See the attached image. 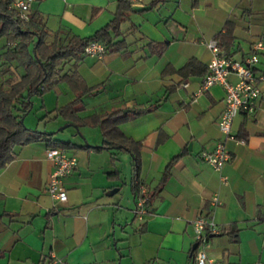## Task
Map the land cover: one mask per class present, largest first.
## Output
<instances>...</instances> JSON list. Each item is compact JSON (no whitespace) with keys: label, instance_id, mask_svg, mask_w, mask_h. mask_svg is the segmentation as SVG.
<instances>
[{"label":"crops","instance_id":"0c3cea01","mask_svg":"<svg viewBox=\"0 0 264 264\" xmlns=\"http://www.w3.org/2000/svg\"><path fill=\"white\" fill-rule=\"evenodd\" d=\"M150 2L131 0L135 10H125L126 50L85 55L77 64L89 85L98 84L94 94L83 96L88 110L79 115L158 102L119 123L126 135L143 143L136 182L148 188L147 212L134 213L128 151L94 150L76 137L63 138L76 145L68 150L77 164L64 177L67 197L59 201L45 190L52 168L48 144L42 138L29 141L0 167V264H195L192 220L209 211L218 228H238L235 239L209 233L210 257L264 264V82L254 111L234 117L236 139L226 141L231 159L217 170L199 153L212 150L222 136L223 87L214 84L196 93L204 74L181 80L175 72L161 73L167 64L177 68L190 56L207 64L212 53L205 40L226 19L235 22L232 57L242 59L263 41L256 50V70L263 71L264 0H161L140 10ZM117 5L118 0H34L31 11L41 13L50 31L62 27L86 36L107 23ZM149 40L167 44L157 54ZM78 129L91 144L103 140L98 127ZM121 158L130 163L129 180H122ZM213 195L220 200L216 205L210 203Z\"/></svg>","mask_w":264,"mask_h":264},{"label":"trees","instance_id":"16d2710c","mask_svg":"<svg viewBox=\"0 0 264 264\" xmlns=\"http://www.w3.org/2000/svg\"><path fill=\"white\" fill-rule=\"evenodd\" d=\"M159 1L161 0H151L147 7L140 10L152 8L158 5ZM12 2L13 0H0V38H5L3 50L0 51V167L16 156L22 144L36 139L46 140L48 146H62L67 149L76 146L71 141L54 138L53 131L29 128L23 122V116L33 107L31 96L34 93L43 95L58 82L65 81L75 95L71 100L54 108L55 116L62 115L77 128L89 125L100 129L102 142L86 143L82 145L84 147L94 150L109 148L128 151L131 157L130 183L136 193L138 189L136 179L140 173V153L143 143L126 135L120 129L119 123L154 109L158 102L141 107L135 106L129 110L117 108L86 115L78 113L84 105L83 96L94 94L98 88V84L89 85L77 69L78 62L86 55L85 46L91 40H98L104 44L106 51L126 50L129 42L126 40V31L122 28V24L128 19L125 10H135L131 0H118L113 17L86 36L71 33L62 27L50 31L38 11L30 10L28 19H23ZM234 28L235 22L226 19L222 29L214 34L221 53L227 56H231L236 50ZM166 44L165 41L147 42L151 52L157 54L164 50ZM69 59H74L73 66L63 70V64ZM206 71L207 64L196 56H190L177 68L167 64L161 73L164 75L175 72L182 80L190 75L205 74ZM175 85L176 83L169 84L167 90H172ZM161 138L159 137L158 140L160 141ZM171 161L166 165L160 184L169 174ZM148 202L149 195L147 204ZM233 225L221 227L219 232L229 233L235 239L238 228ZM192 252L195 254L194 249Z\"/></svg>","mask_w":264,"mask_h":264},{"label":"built area","instance_id":"2783aa9c","mask_svg":"<svg viewBox=\"0 0 264 264\" xmlns=\"http://www.w3.org/2000/svg\"><path fill=\"white\" fill-rule=\"evenodd\" d=\"M34 0H13L12 5L16 7L23 19H28V13ZM207 47L211 50L212 57L207 63V71L196 90V93L207 90L214 84H219L224 89V107L218 118V128L221 138L216 142L212 150H203L200 157L220 170L230 159L231 152L226 145L227 139H236L232 132L234 117L241 111L252 112L261 94V82H264V70L257 71L256 63L257 49L263 48V41L255 42L253 52L242 59H236L221 53L218 41L211 37L205 40ZM106 52L104 44L98 40H91L85 46V54L101 57ZM186 85V83H182ZM239 141H244L242 138ZM46 157L52 162V168L48 174L45 190L55 200L64 201L67 197L63 185L64 177L69 174L77 164L75 154L62 146H48ZM225 178V177H224ZM148 188L138 183L135 193L134 213L139 217L147 212ZM220 202L218 195L210 198V203L216 205ZM193 237L195 245V264H228L221 260L212 258L206 250L208 234L218 232L219 228L212 219L211 212L201 214L192 220Z\"/></svg>","mask_w":264,"mask_h":264},{"label":"rangeland","instance_id":"374dc122","mask_svg":"<svg viewBox=\"0 0 264 264\" xmlns=\"http://www.w3.org/2000/svg\"><path fill=\"white\" fill-rule=\"evenodd\" d=\"M130 11V10H129ZM5 38H0V51L3 50V44ZM74 59H69L63 64V70H67L70 66H73ZM108 87V86H107ZM68 91L69 93H67ZM74 92L70 86L65 81L58 82L55 87L48 89L43 93V95L34 93L31 96V101L33 103L32 109L23 116L24 124L29 128H36L38 130L48 131L49 129L54 130L53 134L63 140V138H68L69 136L76 141L83 144H91L85 138V135L73 124L65 126L68 121L63 118L62 115L55 116L54 108L66 103L74 97ZM88 96V94H86ZM90 96V95H89ZM89 98V97H88ZM87 101V98L84 97ZM88 109L83 105L82 109L79 110L80 113H85ZM43 116V117H41ZM41 117V118H40ZM89 126V125H88ZM79 130V133H77ZM70 134V135H69ZM65 140V139H64ZM74 140V139H73ZM122 153H125L122 150ZM122 161V180H129L130 177V163L126 162L124 158ZM126 178V179H125ZM123 189H126V184Z\"/></svg>","mask_w":264,"mask_h":264},{"label":"water","instance_id":"95a60500","mask_svg":"<svg viewBox=\"0 0 264 264\" xmlns=\"http://www.w3.org/2000/svg\"><path fill=\"white\" fill-rule=\"evenodd\" d=\"M70 124H72V123H70ZM73 125H75V124H73ZM76 126V125H75ZM77 127V126H76ZM213 235H215V233H211L210 234V236H213ZM195 245H196V243H194L193 245H192V249H194L195 248Z\"/></svg>","mask_w":264,"mask_h":264}]
</instances>
